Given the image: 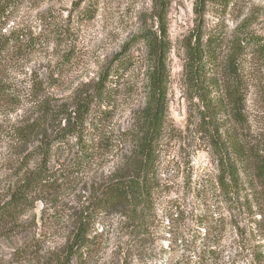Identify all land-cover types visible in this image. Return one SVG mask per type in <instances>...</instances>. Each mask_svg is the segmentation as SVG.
Returning a JSON list of instances; mask_svg holds the SVG:
<instances>
[{"label":"rangeland","instance_id":"rangeland-1","mask_svg":"<svg viewBox=\"0 0 264 264\" xmlns=\"http://www.w3.org/2000/svg\"><path fill=\"white\" fill-rule=\"evenodd\" d=\"M169 2L170 85L160 142L159 187L154 195L157 214L144 230L143 245L153 264H188L197 254L193 245L200 241L197 220L207 217L223 227L217 240L220 259L228 264H252L249 250L255 248V242H241L236 225H248L251 217L242 201L233 203L220 195L217 154L208 134L201 131L202 111H208L185 81V42L198 29L197 0ZM155 3L0 0V42L10 40L0 69V200L15 183L18 149L28 147L30 153L40 143L36 135L26 140L12 135L15 127L39 123L48 106L56 112L54 123L59 127L78 102L90 104L98 86L105 83L109 92L104 102L92 105L83 134H66L64 140L55 142L54 147L66 149L54 156L52 166L58 170L72 164L83 141L103 150L23 214L26 227L41 234L37 245L43 251L54 250L65 241L73 215L134 147L137 119L147 101V47L141 34L156 26ZM203 31L204 39L214 32L224 39L215 62L219 67L236 37L253 34L264 39V0H207ZM124 56L132 63L117 74L112 69ZM241 63L247 86L242 141L248 147L263 148L264 56L248 48ZM217 94L221 93L216 90L211 96ZM222 118L228 128L237 126L228 116ZM119 219L117 215L99 218L95 226L99 245L88 264H109L118 245L127 248L133 244L130 230ZM11 246V239L0 237V264L22 263L12 255Z\"/></svg>","mask_w":264,"mask_h":264},{"label":"trees","instance_id":"trees-1","mask_svg":"<svg viewBox=\"0 0 264 264\" xmlns=\"http://www.w3.org/2000/svg\"><path fill=\"white\" fill-rule=\"evenodd\" d=\"M206 3L207 0H197L195 13L198 29L185 42V81L208 111V114L202 111L201 131L208 134L217 154L220 195L233 203L242 201L245 205L251 219L246 226L236 224L238 237L241 242H255V248L249 250L253 254L251 263L261 264L264 261V147L244 144L240 127L247 120V86L241 59L248 48L264 56V39L253 34L236 37L226 59L219 67L216 66L224 39L215 32L204 39ZM169 6V0H156L153 12L156 26L141 34L147 47V101L137 119L134 147L105 182L94 187L86 203L73 215L65 241L54 250L43 251L39 247L41 234L38 236L37 229L26 227L22 217L38 201L45 200L60 184V180L71 178L79 170L81 172L103 150V147H92L90 142L83 141V147H78L72 164L63 165L58 170L52 166L54 156L66 149L54 147L55 142L64 140L63 137L68 134L79 136L84 133L92 105L104 102L109 96L106 84L98 86L90 97V104L84 100L78 102V106L61 119L59 127L54 123L56 112L48 106L44 107L39 123L17 126L11 132L21 140L36 135L40 142L30 153L26 150L28 147L18 149L21 150L18 158L20 165L16 168L15 183L0 200V237L11 239L12 255L21 259V264H88L99 245L100 234L95 226L100 217L107 215L119 216V222L130 230L129 236L133 241L127 248L118 245L109 264H134L135 260L137 264H153L148 259L143 239L150 218L157 214L154 195L159 187L160 142L165 129L170 85ZM9 47L10 40L0 42V69ZM122 58L112 69L118 71L117 74L127 70L132 63L131 59ZM216 90L221 94L211 96ZM222 116L233 119L237 126L228 128ZM63 120L64 126L61 125ZM33 160L36 161L31 165ZM76 169L78 171H74ZM197 222L200 227L197 238L200 241L193 245L197 254L195 260L188 264H228L220 259L218 251L217 240L221 238L223 227L213 224L207 217ZM244 245V249H248L246 243Z\"/></svg>","mask_w":264,"mask_h":264}]
</instances>
